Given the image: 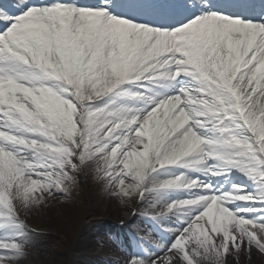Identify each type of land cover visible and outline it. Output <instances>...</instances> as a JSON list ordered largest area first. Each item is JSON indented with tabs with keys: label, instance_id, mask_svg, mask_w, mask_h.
<instances>
[{
	"label": "snow or ice",
	"instance_id": "6c2138e0",
	"mask_svg": "<svg viewBox=\"0 0 264 264\" xmlns=\"http://www.w3.org/2000/svg\"><path fill=\"white\" fill-rule=\"evenodd\" d=\"M121 2H0V264L34 235L21 210L93 167L146 209L127 264L264 254V3Z\"/></svg>",
	"mask_w": 264,
	"mask_h": 264
},
{
	"label": "rangeland",
	"instance_id": "374dc122",
	"mask_svg": "<svg viewBox=\"0 0 264 264\" xmlns=\"http://www.w3.org/2000/svg\"><path fill=\"white\" fill-rule=\"evenodd\" d=\"M72 185L67 195L58 194L46 198L45 203L39 207L21 210V217L28 223L53 231L56 235L53 244H48L50 241L47 238L39 241L59 260L65 259L63 252L73 249L92 212L106 213L93 222L95 225L125 220L129 218L136 199L122 200L114 197L104 182L97 178L94 167L77 175Z\"/></svg>",
	"mask_w": 264,
	"mask_h": 264
},
{
	"label": "bare ground",
	"instance_id": "6f19581e",
	"mask_svg": "<svg viewBox=\"0 0 264 264\" xmlns=\"http://www.w3.org/2000/svg\"><path fill=\"white\" fill-rule=\"evenodd\" d=\"M139 209H141V212L146 210L141 204ZM103 214L106 213L103 212L100 214V212H92L90 218H88V224L84 225L76 240L72 249L73 254L70 259L59 260L55 258L54 255L48 252L47 249H43L39 243L31 237L28 247L25 249V256L20 261V264H127L118 258L121 253L118 252V255H116L115 247L112 244L97 237V232L106 231V229L102 227V224H99L101 228H98L97 232H93V229L90 228L93 222L99 220V218H101L100 215ZM95 236L97 239H95ZM128 236L119 235L115 237V240L117 244L121 246L120 241H131L137 244L140 242L143 243V241L147 239L136 233L131 235L128 232ZM127 237L128 239L126 240ZM117 238L120 239V241ZM228 264H264V254L253 250L249 256L242 252L239 256H229Z\"/></svg>",
	"mask_w": 264,
	"mask_h": 264
}]
</instances>
